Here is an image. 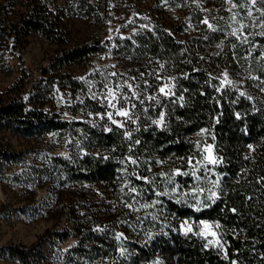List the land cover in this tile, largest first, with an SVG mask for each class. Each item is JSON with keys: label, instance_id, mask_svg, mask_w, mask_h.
I'll use <instances>...</instances> for the list:
<instances>
[{"label": "trees", "instance_id": "trees-1", "mask_svg": "<svg viewBox=\"0 0 264 264\" xmlns=\"http://www.w3.org/2000/svg\"><path fill=\"white\" fill-rule=\"evenodd\" d=\"M4 1L0 0V48L21 47L31 32L51 43L65 42L63 20L69 6L53 0ZM72 1L80 15L104 24L93 0ZM207 1L221 7L226 3ZM236 1L239 12L247 15L250 0ZM252 9L258 20L252 26L235 29L228 21L211 18V24L202 23L192 35L183 32L182 23L172 26L150 18L140 20L137 30L116 45L110 46V37L103 36L64 49L40 67L29 86L24 75L14 81L8 90L11 95L0 102V131L21 137L58 131L75 136L72 152L52 156L54 168L47 175L77 184L103 183L116 191L129 187L145 202L161 197L172 217L142 239L128 236L126 229L115 224L95 227L73 221L52 233L58 244L75 240L64 254L66 264H80L81 260L99 264H264V97L241 92L224 81L225 72L241 68L264 80V0H256ZM108 50L137 66L153 63L162 83L170 79L169 90L149 100L136 99L135 112L122 126L64 118V109L72 113L80 108L88 113L104 111L85 82L65 69ZM24 72L28 74L26 68ZM58 89L68 95L61 111L52 104ZM157 119L162 123L155 122ZM202 132L208 135L221 179L214 202L195 212L159 196L151 171L159 162L186 168L188 161L204 159L208 153L197 140ZM22 159L21 152L0 150V164ZM188 218L220 223L223 248L180 232L181 221ZM0 258L19 264H48L41 243L0 246Z\"/></svg>", "mask_w": 264, "mask_h": 264}, {"label": "rangeland", "instance_id": "rangeland-1", "mask_svg": "<svg viewBox=\"0 0 264 264\" xmlns=\"http://www.w3.org/2000/svg\"><path fill=\"white\" fill-rule=\"evenodd\" d=\"M53 1L71 8L63 20L65 42L51 43L41 34L31 32L21 47L0 48V88L4 90L0 102L11 95L8 90L21 75H24V81L28 80L26 87L29 86L40 67L46 66L56 53L103 36L110 37V46L116 45L118 40L137 30L142 24L140 20L150 18L172 26L182 23L183 32L187 35L198 33L199 26L205 21L211 24L212 19L228 21L235 29L258 23L252 0L247 3V7H251L247 15L239 12L236 0H226L223 7L207 0H93L103 18V25L93 17L80 15L77 4L72 0ZM20 8L16 6V9ZM199 13L203 15L202 20H199ZM24 68L28 70L27 75ZM65 70L83 80L89 94L98 98L104 106V111L99 113L84 112L83 108L78 113L64 109L63 117L68 120L86 118L96 122H112L108 119V113H112L113 118L121 124L135 112L136 99L141 101L143 98L149 100L158 97V94H166L171 86L169 78L162 83L160 77H156L159 70L155 69L153 63L149 67L137 66L112 50L95 53L83 62L67 66ZM224 81L241 92L264 97V80L249 76L246 68L225 72ZM165 86V92L161 93L160 88ZM109 89L117 93V109L123 106L129 112V117L115 115L116 109L108 106ZM67 96L61 93V89L57 90L52 102L56 110L61 111ZM160 121L157 119L155 122L160 124ZM197 138L203 142V150L211 145L207 133H199ZM74 140L75 136L65 131L33 137L0 131V150L23 154L20 161L0 164V246L41 243L48 264H66L64 254L75 240L58 244L52 233L61 231L73 221L90 223L95 227L115 224L126 229L128 236L142 239L146 233L155 231L172 218L161 197L145 202L129 187L116 191L103 183L77 184L52 179L47 175L48 169L54 168L52 156L68 155L72 152ZM157 165L151 172L152 178L157 179L159 196L193 208L195 212L208 208L218 196L221 176L215 164L205 157L188 161L186 168H177L168 162ZM205 225L210 227L205 229ZM179 230L183 234L203 237L210 246L223 248V228L218 222H196L188 218L181 221ZM0 264L19 263L0 258ZM80 264L99 263L96 260H81Z\"/></svg>", "mask_w": 264, "mask_h": 264}, {"label": "snow or ice", "instance_id": "snow-or-ice-1", "mask_svg": "<svg viewBox=\"0 0 264 264\" xmlns=\"http://www.w3.org/2000/svg\"><path fill=\"white\" fill-rule=\"evenodd\" d=\"M252 3L254 5L256 3V0H252ZM205 23H207V21H205ZM209 26L211 27V25H209ZM166 87L167 86L160 88L161 93L165 92V88ZM134 95H135V93H134ZM242 95H243V93H242ZM117 99H118L117 93H115L111 89H109V91L107 93L108 106L112 107L113 109H116L115 115L122 116V117H129V112L126 109H124L123 106H121V108L117 109L116 103H115L117 101ZM124 99H128V98L124 97ZM133 107H134V105H133ZM108 119L111 120L113 124H117L118 126H122V125H120L118 123V121H116L113 118V114L112 113H108ZM160 123H162V120L160 121ZM204 151L208 153V155L205 157V159H207L210 163L215 164L216 161L211 156V145L207 146L204 149ZM133 163H135V161H133ZM213 195H215V193H213ZM204 227H205V229H208L210 226L209 225H205ZM216 227H219V225H217ZM187 230L191 231V228H188ZM212 234L214 235V233H212Z\"/></svg>", "mask_w": 264, "mask_h": 264}, {"label": "built area", "instance_id": "built-area-1", "mask_svg": "<svg viewBox=\"0 0 264 264\" xmlns=\"http://www.w3.org/2000/svg\"><path fill=\"white\" fill-rule=\"evenodd\" d=\"M4 94V90L0 88V95Z\"/></svg>", "mask_w": 264, "mask_h": 264}]
</instances>
